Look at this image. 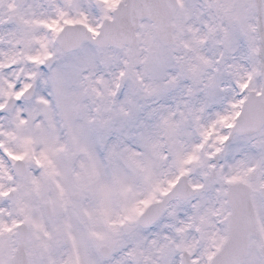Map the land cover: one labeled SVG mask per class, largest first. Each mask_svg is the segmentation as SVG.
I'll return each mask as SVG.
<instances>
[{"label": "snow or ice", "instance_id": "obj_1", "mask_svg": "<svg viewBox=\"0 0 264 264\" xmlns=\"http://www.w3.org/2000/svg\"><path fill=\"white\" fill-rule=\"evenodd\" d=\"M0 264H264V0H0Z\"/></svg>", "mask_w": 264, "mask_h": 264}]
</instances>
